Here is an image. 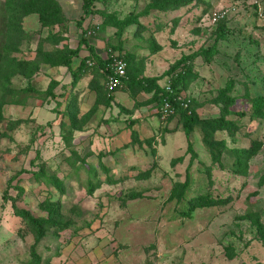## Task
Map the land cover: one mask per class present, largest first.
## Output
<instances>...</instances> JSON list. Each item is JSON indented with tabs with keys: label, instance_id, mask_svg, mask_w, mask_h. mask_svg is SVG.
<instances>
[{
	"label": "rangeland",
	"instance_id": "374dc122",
	"mask_svg": "<svg viewBox=\"0 0 264 264\" xmlns=\"http://www.w3.org/2000/svg\"><path fill=\"white\" fill-rule=\"evenodd\" d=\"M4 1L0 264H24L36 242L13 204L45 217L46 201L63 225L36 242L40 264H264V116H253L251 105L253 97L264 98V0H190L147 13L152 0H93L85 16L83 0H57L63 22L41 27L36 14L23 16L14 43L5 40ZM105 13L137 15L138 23L119 36ZM51 33L58 39H47ZM82 35L98 56L125 58V81L116 89L106 87L95 66L72 85L67 67L37 55L38 47L50 53L75 48ZM202 50L213 52L194 54ZM87 53L82 44L80 55ZM15 60L33 62L35 72H15ZM78 61L73 57L71 67ZM187 66L197 75L185 79L178 96L184 112L197 116L190 151L182 111L161 118L153 91L132 82L163 87L172 70ZM52 79L55 97L35 92ZM25 86L35 91H25L20 103L5 102L16 99L9 89ZM221 117L231 120L230 133L212 131V120ZM220 142L226 149L213 159L205 143L218 150ZM233 148L254 150L243 174L235 172ZM38 169L60 186L35 179ZM184 182L181 201L174 194ZM132 191L141 196L127 197ZM207 193L220 201L182 214L187 198Z\"/></svg>",
	"mask_w": 264,
	"mask_h": 264
},
{
	"label": "trees",
	"instance_id": "16d2710c",
	"mask_svg": "<svg viewBox=\"0 0 264 264\" xmlns=\"http://www.w3.org/2000/svg\"><path fill=\"white\" fill-rule=\"evenodd\" d=\"M186 1L190 0H152L149 2L144 10L143 13H147L149 9L152 8H159V9H166L171 6H177L178 4H183ZM93 0H83L82 3V12L85 15L91 12ZM2 13L6 20H10V30H7L8 33L6 35L5 40L8 42H15L20 33H21V26L18 25L17 20L26 16L28 14H36L38 17V22L41 27H52L55 24H60L63 22L64 17L61 12V9L59 7V3L57 0H5L2 3ZM107 13H105L106 15ZM111 21L112 25L116 27V34L121 35L123 32L124 27L132 24L138 23L137 15H128L121 19L116 18L115 16H112L110 14L106 15ZM80 24V23H79ZM22 35V34H21ZM222 31L218 35L219 38L223 37ZM4 37V31H2V42ZM51 39H58V35L55 33H51L47 36ZM86 39L82 35L77 47L71 48L67 45H63V47L56 48L53 53H50L49 51H43L40 47H38L37 55H39L41 61L45 64L56 66V65H62L67 67V69L70 71V75L72 77L71 84L74 85V83L79 79L80 73L85 69V67L89 66L87 64V60H91L93 62L92 65H99L100 67H103V71L106 74L112 73V68L110 67V64L113 59V55L111 53H108V55L105 58H101L98 56L95 51L93 50V47L90 45H86ZM84 44L88 48V54L80 55L81 45ZM213 50L210 52L207 50H202L200 52H196L194 54L196 55H202L206 57L209 53H212ZM119 57H121L120 54H118ZM76 57L79 58V63L75 68L71 67L72 58ZM125 57V56H124ZM123 58V57H121ZM126 62L125 58H123ZM95 63V64H94ZM32 64L33 67L30 66ZM15 72L24 74L27 68H30V74H33L35 72V67L33 65V62L26 61V60H15ZM127 67V62H126ZM125 67V70H126ZM180 70H172L171 76L168 81V87L170 88V91L166 90L165 86L159 87L157 85H150L147 81H141V80H133L132 82L134 85L142 88L144 91H153L152 97L155 100L156 104L158 105L162 98L167 97L172 101L173 98L178 96L180 88H182L186 81L185 79L188 76L195 77L197 74L195 72H192V66H187L185 69ZM104 75V74H103ZM125 75L123 77V80L125 81ZM56 83V80L52 79L48 87L45 90L42 91H35L33 88H27L28 86L21 87L18 89H9L8 97H14L16 99H10L5 102L10 103H20L19 96L23 95L25 91H35L39 94L45 93V95H50L52 97H55L54 93L52 92V86ZM231 84L228 83L226 85V89H228ZM6 99V98H5ZM228 104H231L234 102L233 98H227ZM175 109L182 111V127L183 132L187 140V150H192L191 148V142L189 140L190 132L193 129L194 125L197 123V116L195 113H189L186 114L181 107L179 101H175L173 103ZM251 105H252V115L255 117H262L264 116V113L261 110V107L264 105V98L261 96H256L251 99ZM72 113V111H69ZM230 113V110L227 108L225 109V114ZM0 119H1V103H0ZM213 127L212 131L214 129H224L229 131L232 127V123L230 119H224V118H216L212 120ZM17 123V121H15ZM60 125L63 126L64 123L60 122ZM221 144L217 146L216 150L215 148H210L208 144L205 143L207 149L211 152L213 159H219V154L221 153V148L226 149L224 146V142H220ZM233 156H234V162L236 163L237 168L235 169L236 173L243 174L244 173V166L248 159L253 154L254 150L252 149H243V148H233L232 149ZM243 167V168H242ZM241 168V170H240ZM32 175L37 180H46L53 184H59V180L57 178L55 179L54 175H47L43 169H38L36 171H32ZM58 185L57 187H59ZM91 186V185H90ZM187 186V182H184L182 184L177 185V188L175 190V197L178 200H183L185 198V188ZM21 190V188L19 189ZM138 196H141L138 192H130V194L127 196L129 198H136ZM221 198H218L216 196H213V194L207 193V194H199L196 196H193L192 198H187V208L182 212L183 215L189 216L190 212L197 208V207H206V206H212L217 204ZM43 208L47 212V215L45 217H35L33 216L28 210L21 209L16 207L15 204H13L14 213L22 218L23 222L27 226L29 232L33 235L34 240L36 242H39L47 233V230L51 228H61L63 225V222H61L59 219H56V215L58 213L57 208L55 204L52 201H46L44 202ZM254 224H256L257 229L262 230L261 223L257 221V219L254 220ZM262 238L264 239V230ZM36 242H34L36 244ZM33 244L34 248L36 245ZM32 246V247H33ZM33 248L31 252V258L24 261V264H40V257L36 254L35 249Z\"/></svg>",
	"mask_w": 264,
	"mask_h": 264
},
{
	"label": "built area",
	"instance_id": "2783aa9c",
	"mask_svg": "<svg viewBox=\"0 0 264 264\" xmlns=\"http://www.w3.org/2000/svg\"><path fill=\"white\" fill-rule=\"evenodd\" d=\"M87 64L91 66L93 62L91 60H88ZM110 67L112 68V73L105 75V85L109 89H116L118 86H120L122 78L125 75L126 62L123 58L119 57L118 54H113V59ZM165 88L166 90L170 91L168 85H165ZM175 101H180V104L182 105L181 98L179 96L173 98V103ZM173 103L167 97L162 98L161 102L157 106V111L161 118H166L174 113L175 107Z\"/></svg>",
	"mask_w": 264,
	"mask_h": 264
},
{
	"label": "crops",
	"instance_id": "0c3cea01",
	"mask_svg": "<svg viewBox=\"0 0 264 264\" xmlns=\"http://www.w3.org/2000/svg\"><path fill=\"white\" fill-rule=\"evenodd\" d=\"M96 53V52H95ZM88 54V53H87ZM97 54V53H96ZM101 58H103V57H101ZM78 60H79V58H78ZM88 61V60H87ZM79 62V61H78ZM95 64V63H94ZM92 67H90L89 66V68H93V66H95L97 69H98V71H100L102 74H104V76H105V73H104V71H103V67H100L99 65H97V64H95V65H91ZM201 77H203V76H201ZM87 79H88V77H86ZM123 79V78H122ZM106 81V80H105Z\"/></svg>",
	"mask_w": 264,
	"mask_h": 264
},
{
	"label": "clouds",
	"instance_id": "9594fccd",
	"mask_svg": "<svg viewBox=\"0 0 264 264\" xmlns=\"http://www.w3.org/2000/svg\"><path fill=\"white\" fill-rule=\"evenodd\" d=\"M158 106V105H157ZM158 112V111H157Z\"/></svg>",
	"mask_w": 264,
	"mask_h": 264
}]
</instances>
